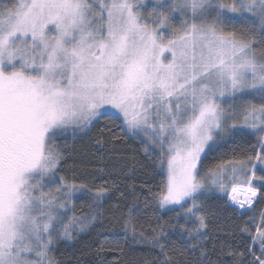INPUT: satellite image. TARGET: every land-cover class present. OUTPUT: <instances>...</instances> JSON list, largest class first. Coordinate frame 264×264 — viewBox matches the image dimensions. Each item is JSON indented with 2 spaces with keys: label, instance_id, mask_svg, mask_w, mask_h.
I'll return each instance as SVG.
<instances>
[{
  "label": "snow or ice",
  "instance_id": "snow-or-ice-1",
  "mask_svg": "<svg viewBox=\"0 0 264 264\" xmlns=\"http://www.w3.org/2000/svg\"><path fill=\"white\" fill-rule=\"evenodd\" d=\"M62 242L264 264V0H0V264Z\"/></svg>",
  "mask_w": 264,
  "mask_h": 264
},
{
  "label": "trees",
  "instance_id": "trees-1",
  "mask_svg": "<svg viewBox=\"0 0 264 264\" xmlns=\"http://www.w3.org/2000/svg\"><path fill=\"white\" fill-rule=\"evenodd\" d=\"M225 2H229V0H225ZM249 99L253 100V103L259 104V98L253 99L252 97H249ZM118 135H123L121 130L119 128L116 129ZM63 141H58V143H62ZM133 146L137 149V151L140 152L141 156H143V152L141 150V145L140 142L133 141ZM252 144H256V139L255 137L252 138ZM245 147L250 148V145H246ZM258 147V146H257ZM227 158V157H225ZM216 160H212L209 158L206 161L207 166H212L215 164ZM61 176H67L70 178V173L66 171L60 172ZM160 180V177L156 175V173L153 170L151 161H145V167L140 171V173L135 177V183L139 186L141 183L147 181L149 185H151L154 189L158 185ZM100 179L96 180V183H100ZM79 194H77L76 198L74 199L73 206L75 207V212L77 215H80L83 209V206L85 204V201L83 199L78 198ZM115 235L114 232L111 230L104 231L103 234L99 237V241H103L105 237L108 238V241L115 244L116 241L113 240V236ZM98 241H96L95 238L88 237L86 235L82 236L80 243L76 244L74 247L75 249H80L84 244H96ZM121 246L123 245V240L121 239L119 241ZM91 255L86 257V260H100L103 259L105 262H122V264H143V262L148 259L149 257L146 255L144 249L142 246H132V247H125V251L122 253L118 250H116L114 247L109 250L105 249L102 252H100L99 257L96 256L95 253V248H90L89 249ZM74 252V249L72 246H67L63 242L57 246V250L52 253L55 255L58 259H61L64 264H68V261L72 257ZM78 255L79 253L76 252Z\"/></svg>",
  "mask_w": 264,
  "mask_h": 264
},
{
  "label": "rangeland",
  "instance_id": "rangeland-1",
  "mask_svg": "<svg viewBox=\"0 0 264 264\" xmlns=\"http://www.w3.org/2000/svg\"><path fill=\"white\" fill-rule=\"evenodd\" d=\"M48 189L46 188L45 189V191H47ZM76 198V196H74L73 198H72V202H71V204L69 205V208L71 209L72 208V205H73V202H74V199ZM72 215V211H68V216H71Z\"/></svg>",
  "mask_w": 264,
  "mask_h": 264
}]
</instances>
